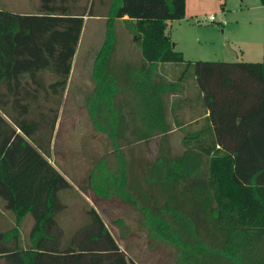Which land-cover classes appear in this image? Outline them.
Segmentation results:
<instances>
[{"label": "trees", "instance_id": "obj_1", "mask_svg": "<svg viewBox=\"0 0 264 264\" xmlns=\"http://www.w3.org/2000/svg\"><path fill=\"white\" fill-rule=\"evenodd\" d=\"M91 7L39 0L41 12L22 14L0 6V200L14 220L0 228V264H137L94 208L65 240L57 221L64 207L58 192L70 184L49 162V147ZM183 17L184 0H110L84 104L112 140L117 161L90 183L99 195L132 200L121 142H160L173 126L181 152L158 153L142 177L164 197L157 208L141 209L149 231L177 250L178 264H264V25L260 61H185L166 33L169 21ZM115 20L139 48L138 61L109 62ZM164 63L184 69L167 80ZM189 68L195 92L175 98ZM196 101L203 108L198 125L176 114ZM27 214L32 222L22 245L18 225Z\"/></svg>", "mask_w": 264, "mask_h": 264}, {"label": "rangeland", "instance_id": "obj_2", "mask_svg": "<svg viewBox=\"0 0 264 264\" xmlns=\"http://www.w3.org/2000/svg\"><path fill=\"white\" fill-rule=\"evenodd\" d=\"M77 0L86 8L91 4L94 16H85L72 59L71 72L60 104L57 121L51 136L48 159L68 180L70 187L58 192L63 209L57 221L67 236L85 223V210H96L119 249L128 260L137 264H178L177 250L167 242L155 237L145 223L144 207L150 211L157 208L163 195L144 183L147 164L158 153L174 155L181 152L180 132L171 126L169 132L138 142H121L119 155L125 163L126 185L132 200L116 194H97L91 186L93 173L100 167H114L117 155L110 137L95 127L89 116L84 99L94 85L91 76L92 61L104 36V19L110 0ZM191 11L183 19L169 21L166 33L173 49L180 52L183 60L195 61H260L255 59L256 47L250 43H262L264 5L260 0H191ZM2 8H15L25 13L41 12L39 0H0ZM213 16L209 21L208 17ZM246 42L250 50L246 49ZM257 49V48H256ZM247 50V51H246ZM139 48L131 41L121 20L114 22V42L110 63L121 65L134 62ZM163 65V64H162ZM167 78L175 80L183 71L181 63H164ZM192 68L185 74V85L192 91L194 85ZM196 90V88H195ZM193 93V91L191 92ZM202 108V107H201ZM39 108L34 107L32 113ZM198 109L186 110L184 119H192ZM131 141V140H130ZM95 181V180H94ZM32 219L25 215L18 229L22 245ZM14 225L13 215L3 208L0 200V228Z\"/></svg>", "mask_w": 264, "mask_h": 264}, {"label": "crops", "instance_id": "obj_3", "mask_svg": "<svg viewBox=\"0 0 264 264\" xmlns=\"http://www.w3.org/2000/svg\"><path fill=\"white\" fill-rule=\"evenodd\" d=\"M190 1L191 0H184V16H186V13H193V12H190L191 11V5H190ZM98 3H101V1L99 0L98 1ZM263 6V5H262ZM3 9H6V10H9V11H12V12H16V13H22V14H24L25 12H22L21 10H16L15 8H9V7H6V8H3ZM183 19V18H182ZM263 24H264V22H263ZM262 42V41H261ZM246 44V49H248V50H250L251 48L249 47V43L248 42H246L245 43ZM250 44H252L251 46H254V47H256L255 48V50H254V55H255V59H258L257 57H258V55H260V57H261V55H262V52H261V43L260 42H257V43H250ZM250 48V49H249ZM247 51V50H246ZM138 57H139V54H138V56H137V58H136V61H138ZM261 59V58H260ZM259 61V60H258ZM72 65V64H71ZM164 65V64H163ZM163 65H161L160 66V68L161 67H164ZM160 71H161V74L165 77V79H167V80H170V79H168L167 78V75H166V73H165V71L164 70H162V69H160ZM70 72H71V69H70ZM69 77H70V73H69V76H68V80H69ZM67 80V81H68ZM185 85V84H184ZM191 89H192V91H193V93L195 92L194 91V87H193V85L191 86ZM65 90H66V87H65ZM65 90H64V92H65ZM192 91H189L188 89H187V85H185V89H183V91H182V93L181 94H179V95H177V96H175V98H180V99H182V100H185L187 97L186 96H190V94H193V93H191ZM64 92H63V95H64ZM62 98H63V96H62ZM62 102V101H61ZM61 104V103H60ZM195 107L198 109V112L200 113V114H203L202 112H203V108H201L202 107V105L199 103V101H196V102H191V103H188V102H184V104H182L180 107H178L177 108V110H176V114H178V116H183V114H184V112L187 110H191V109H195ZM59 108H60V106H59ZM58 112H59V110H58ZM58 117V116H57ZM184 117V116H183ZM197 118V116L195 117V119ZM193 119V120H192ZM192 119H190L191 120V122L193 123V121L195 120L194 118H192ZM186 122H188L189 121V119H184ZM56 121H57V119H56ZM55 124H56V122H55ZM199 124V120H198V118H197V122H196V125H198ZM195 125V124H194ZM193 125V126H194ZM195 125V126H196ZM55 127V126H54ZM175 130H178L177 128H175V127H173ZM179 131V130H178ZM181 136V135H180ZM179 142H180V139H179ZM49 160V159H48ZM50 162V161H49ZM51 163V162H50ZM53 165V164H52ZM54 166V165H53ZM56 168V167H55ZM56 170L57 171H59L57 168H56ZM60 172V171H59ZM61 173V172H60ZM62 174V173H61ZM63 175V174H62ZM64 176V175H63ZM65 177V176H64ZM66 178V177H65ZM67 179V178H66ZM68 181V180H67ZM31 225V224H30Z\"/></svg>", "mask_w": 264, "mask_h": 264}, {"label": "built area", "instance_id": "obj_4", "mask_svg": "<svg viewBox=\"0 0 264 264\" xmlns=\"http://www.w3.org/2000/svg\"><path fill=\"white\" fill-rule=\"evenodd\" d=\"M213 19H214V18H213V16H211V15L208 17V20H209V21H212Z\"/></svg>", "mask_w": 264, "mask_h": 264}]
</instances>
